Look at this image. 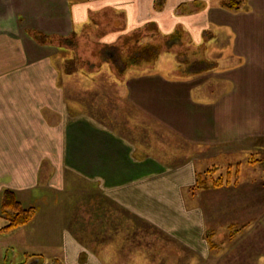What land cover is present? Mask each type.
I'll return each mask as SVG.
<instances>
[{
  "label": "crops",
  "instance_id": "crops-1",
  "mask_svg": "<svg viewBox=\"0 0 264 264\" xmlns=\"http://www.w3.org/2000/svg\"><path fill=\"white\" fill-rule=\"evenodd\" d=\"M196 1L0 0V214L7 189L24 206L35 200L28 207H35L36 215L42 213L49 195L55 198L47 212L51 217L45 218L50 228L45 224L34 235V230H23L25 225L0 234V239L10 242L7 247L20 250L26 263L31 255H41L55 257L60 264H130L131 247L145 254L140 263H155L148 258L166 256L157 250L162 242L171 249L170 262L174 256L176 262L183 259L185 253L186 262L206 259L209 228L201 201L206 196L205 191L195 194L206 162L193 152L203 151L210 142H223L219 122L228 113L238 118L237 112L245 107L250 113L244 115L253 118L257 103L264 111L260 84L264 61H259L264 60V0H241L238 10L224 6L231 0H203L201 10L180 13ZM149 25L156 30L147 31ZM212 27L220 29L222 36ZM34 32L47 38L40 41ZM177 33L190 40L192 53L203 54L202 69L197 68L199 63H190L186 75L172 68L170 73L158 70L160 49L155 65L146 61L128 65L121 77L107 65L123 97L140 115L142 121L133 124L139 127V135L154 139L164 132L171 140L186 143L190 147L186 153L164 156L160 152L165 147L127 137L116 122L124 117L114 118L113 125L107 120L111 116L103 120L70 103L66 87L73 75L85 73L61 72L71 59L62 53L75 55L78 50L58 40L74 37L81 45L90 40L103 46L100 53L108 47L127 56L147 46L143 44L147 38L162 45L157 39ZM131 40L136 49L125 54L121 46ZM233 53L247 59L245 67L234 72L224 71L225 65L215 68L210 56L230 60ZM37 55L40 58L33 59ZM213 79L234 81L235 88L229 95L225 91L215 95L209 83ZM243 134L248 135L243 130L236 135L242 138ZM112 213L133 216L137 224L131 228L112 223L107 219Z\"/></svg>",
  "mask_w": 264,
  "mask_h": 264
},
{
  "label": "rangeland",
  "instance_id": "rangeland-1",
  "mask_svg": "<svg viewBox=\"0 0 264 264\" xmlns=\"http://www.w3.org/2000/svg\"><path fill=\"white\" fill-rule=\"evenodd\" d=\"M204 6V1L199 0L188 3L179 11L181 14L185 15L193 9L201 10ZM210 29L213 31L215 30L219 36H222L218 32L220 29H215L214 27ZM155 30L154 26L152 27L149 25L147 31ZM182 30H184V28L178 29V31ZM167 38H169V41L171 42V47L165 45ZM154 40L155 39L151 40L150 38H147L146 42L143 41V44L147 46H158L163 53L156 65L158 70L162 68V70L168 71L166 73H170L172 69H177L179 75H182L183 73L186 75L189 71L187 68L190 63H199L200 66L197 65V68L202 69L204 67L201 65V62L204 61L203 54L192 53L193 50L189 46H193L190 45L188 42L190 40H187L183 33L163 36V39H157L159 42H164L162 45L156 44ZM59 41H66L70 46L76 45L75 48L78 51L75 55H71V53L67 51L63 52L62 55L67 58H75L77 60V66H79L86 75L94 74L92 76H86L82 73L83 75L81 77L79 75H73V79L66 87V92L70 99L69 101L75 105L77 110L96 115V117H100V119L103 120H106L111 116L110 119L107 120H111L110 123L113 125L116 124L112 122L114 118L124 117L121 120H116V122L118 128H120L127 137H131V139H134L136 142L140 138L142 143L145 140L158 147H165L162 148L163 150L160 152L164 156H175V152L181 151L180 154H182L189 151L188 149L190 147L186 143H181L176 141V139L171 140L172 138H170L168 134L165 135L164 132L163 134L165 136H163V134H157L154 139H150L149 136L143 138V136L139 135V127L134 126L133 124L142 121L139 118L140 115L138 111L135 110L133 106H130L129 102L123 97L122 88L113 81V78H116V76L108 70L110 67L107 65V62L117 73L115 64L111 63V59H114L119 65L124 64L119 57V53L117 54L116 49L114 50L104 47L105 49H103L100 54V49L103 46H100L93 41L92 43L90 40L83 42L82 45L81 40H77L74 37H71L69 40H58V42ZM224 41L225 38L223 36L221 38V43H224ZM150 43H152V45H149ZM218 45H220V43ZM121 47L124 48L123 50L125 54H129L130 50L132 51L136 49L134 48V40L129 41L127 46ZM168 48H172V50L169 49V51H167ZM231 50L232 48L225 53L227 57H230L228 54ZM79 51L84 54H81ZM206 51L208 50L206 49ZM209 52L212 51L209 50ZM62 55L58 54L57 57V63L60 64V67L62 66ZM226 56H221L222 58L218 55L210 56L212 62L215 64V68L225 65L224 71L234 72L235 68L239 69L245 67L247 64V59L242 58V56L233 53L230 60L229 58H226ZM38 58H40V55L35 56L33 59L36 60ZM156 59L154 57V59L148 62L155 65L153 62H156ZM220 59H226V62L228 63L225 64ZM259 61L263 62L264 60L261 59ZM262 68H264V63ZM220 70L221 69H218L214 72L219 73ZM61 72L63 73L64 70ZM261 75L263 74H258L260 78ZM62 78L64 80L63 76ZM233 82L234 81L229 80H222L219 82L217 79H213L209 81L211 84L210 89L215 95H220L219 92L221 91H225V94L227 93L229 95L235 88ZM260 84L264 86V79ZM261 91H264V87H262ZM219 98L221 99V97ZM250 102L251 101L247 102L249 106H251L252 103ZM263 104L264 103H262V105ZM256 107L258 108L256 111L257 116L253 118H251L250 115H244V112H248V114L250 113L245 107L243 112L241 109L237 112L238 118L232 117L233 114L228 113V116L221 119L219 122L223 142L220 144H217V142H210L206 145V149L203 151L198 149L193 152V154L200 157L204 163L206 162L202 176L199 178L200 182L195 186L196 195L198 191H205L206 196L201 199L202 204L204 202L206 205V219L209 228L206 233V238L209 242V245L206 248V259L202 260L198 257H194L195 260L193 259L186 262L184 258L187 259V254L185 253L183 259L178 257L179 261L176 262V257L174 256L172 262H170L169 255H171V249L166 248L164 244L165 242H162V246H157V250L160 251L161 249L162 251H165V253H163L166 255L164 258L157 256L154 260L155 256H150L148 260L155 261V263H140L139 261L144 259L145 254H142V250L140 251L138 247H131L132 260L130 264H264V111L260 112V104L257 103ZM157 129L160 130L159 128ZM151 130L153 131V128ZM241 130H243L244 133H248V135L243 134L242 138L241 135L237 137L236 134L241 132ZM168 146L174 147V149H168ZM201 160H199V162ZM202 181H206L210 185H215V188H202ZM49 196L47 202H43L42 213L35 215L33 220L27 224L28 226H25L23 230L26 232H30V230L33 232L34 230L33 234L36 235V233H38L37 230L42 232L45 224H47V227L50 225L49 220L47 222L45 221V218L51 217L47 215V212L53 209L54 204L52 201L55 198L52 194ZM51 197L53 198L52 200ZM83 201L87 202L85 199ZM30 202L31 205L35 204V200L33 199L30 200ZM25 203L27 202L25 201ZM30 204H25V207L30 208L28 207ZM36 206L39 205L36 204ZM72 206L74 208V203ZM80 207L81 206H78L79 209ZM108 215L109 218L107 219H111L112 221H110L112 223H123L125 226L131 225V228L133 227V224H137V220L135 221L133 216L130 215L124 216L120 213H112ZM102 221H100L99 224H101ZM7 224L8 222L0 214V228L3 226L5 227ZM51 227L55 228L56 224H51ZM13 231L0 234H10ZM133 232L135 231L131 230V233ZM50 234L57 236L58 232L52 229ZM110 234L111 231L108 235ZM115 236L120 238V234ZM133 238L135 237L133 236ZM6 243L10 242L3 238L0 239V264H60L54 259L55 257L49 256L48 258V256L44 257L41 255L34 257L31 255L29 258H32L26 263L25 256L21 255L22 253H20V250L17 247H7L5 245ZM147 248L149 250V247Z\"/></svg>",
  "mask_w": 264,
  "mask_h": 264
},
{
  "label": "trees",
  "instance_id": "trees-1",
  "mask_svg": "<svg viewBox=\"0 0 264 264\" xmlns=\"http://www.w3.org/2000/svg\"><path fill=\"white\" fill-rule=\"evenodd\" d=\"M242 3L243 2L241 0H231L228 3H225L224 6L230 10H238L241 8ZM35 34H36L35 35L36 39L40 41L47 38L46 36L38 32H36ZM167 45L170 46L171 42L169 41ZM71 47L75 48L76 45ZM114 47L117 48L118 46H114ZM158 51H159L158 46L157 47L144 46L138 51L131 53L127 56H123L119 54L120 59H122V63H124L123 65H119L114 59H111V63L115 64L117 74L120 76L125 72V67L128 65H138L142 61L148 62L154 59V57L156 59L158 57ZM77 71H82V70L79 68V66H77V60L75 58H71L65 63L64 65L65 74L71 75ZM201 186L202 188H206V189L215 188V185L213 184L210 185L206 181L205 182L202 181ZM36 214H37V209L35 207L26 208L25 206H23V204L18 199L14 191L12 190L5 191L1 203V215L8 222V224L0 230V233H8L10 231H13L14 229H17L18 227L29 224L33 220Z\"/></svg>",
  "mask_w": 264,
  "mask_h": 264
}]
</instances>
